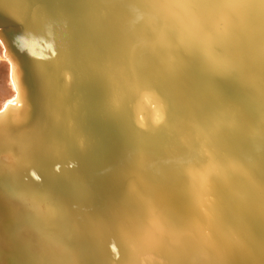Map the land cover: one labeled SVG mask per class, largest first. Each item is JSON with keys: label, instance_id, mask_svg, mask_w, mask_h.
I'll return each instance as SVG.
<instances>
[{"label": "bare ground", "instance_id": "bare-ground-1", "mask_svg": "<svg viewBox=\"0 0 264 264\" xmlns=\"http://www.w3.org/2000/svg\"><path fill=\"white\" fill-rule=\"evenodd\" d=\"M53 1L0 0V264H264V0Z\"/></svg>", "mask_w": 264, "mask_h": 264}, {"label": "water", "instance_id": "water-1", "mask_svg": "<svg viewBox=\"0 0 264 264\" xmlns=\"http://www.w3.org/2000/svg\"><path fill=\"white\" fill-rule=\"evenodd\" d=\"M80 1H82V0H80ZM83 1L85 2V0H83ZM97 1L99 2L100 0H97ZM29 2H30V4L33 2H39L40 4L47 6L49 0H29ZM55 2H66V1L54 0L52 3L54 4ZM69 2L71 4H75L76 2H78V0H69ZM32 34H33L34 39L36 40L38 37V36L36 37L37 34L33 31H32ZM186 56H188V55H186ZM209 73L210 72H206L205 70L200 71L199 69H195L193 67H191L189 69L187 67L185 69L184 73L183 72L179 73V76L181 77L180 78L181 80H183V81L186 80V82L184 83V87H187V84L192 85L193 83H191V82L195 81V79H198L199 83H201V84H199V86L197 88L202 89V88L207 87L212 92H214L216 95L221 94L222 96H224L226 98H230V100L234 101V103H236V104L238 103L244 107V104H246L244 98L247 97V94H246L247 92H245L246 90H245L244 86L242 88H240V87L239 88H237V87L233 88L231 85H226V84H223V86H222L221 85L222 80H220L221 78L220 77L218 78V75H216V74H212L213 76H210L211 74H209ZM194 74L197 76L193 77ZM83 81L84 82L79 85V90L81 91V90L85 89L86 86H89L92 89V91L95 90V92L93 93V96H95L96 101L98 99H100L101 91H100L99 83L92 78H90V79L85 78ZM69 99H70V102L72 101V105H71L72 112H74L75 115H78V118L80 119V122H81L80 124H83V122H85V124H84L85 127L87 126L89 128L90 137L92 140V147H93V149H95V154H97V155H92V159L94 158L93 161H95V159H96V161L97 160L100 161L98 158L101 157V154H103V153L106 154V152H107V149L104 148V150H103L102 146L106 145V148L111 149V145H112V143H114L115 139L113 140V137H112L113 133L102 132L100 127L97 128L96 126H94L90 121V116L85 115V112L79 107L77 99H75L72 96ZM100 119L102 122L104 121V122L109 123L110 127L112 125H114V122H112L108 117H106L104 115H101ZM110 129L112 132V128H110ZM120 135L117 134L118 137H120ZM98 155H100V157H98ZM90 157H89V159H90ZM112 162H114V161H112ZM103 183H105V181H103ZM84 230H86V229H84ZM86 231H84V232L81 231V233L79 234L81 241L86 242L88 244H94L95 239H93V235H91L88 232V230H86ZM80 242H77V243L80 245V247H82V246L84 247V245H82V242L81 243Z\"/></svg>", "mask_w": 264, "mask_h": 264}, {"label": "clouds", "instance_id": "clouds-1", "mask_svg": "<svg viewBox=\"0 0 264 264\" xmlns=\"http://www.w3.org/2000/svg\"><path fill=\"white\" fill-rule=\"evenodd\" d=\"M26 45H24L23 43L21 44V50H25L26 49ZM29 50V52H31V50L30 49H28ZM4 51H6V49H5V46H4V43H3V41L2 40H0V52H4ZM5 60H8V58H7V56L5 55ZM8 63L11 65V61L10 60H8ZM33 175H35V174H33Z\"/></svg>", "mask_w": 264, "mask_h": 264}]
</instances>
